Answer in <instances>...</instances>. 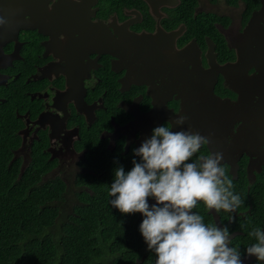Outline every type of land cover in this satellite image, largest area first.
Wrapping results in <instances>:
<instances>
[{"label": "flooded vegetation", "instance_id": "1", "mask_svg": "<svg viewBox=\"0 0 264 264\" xmlns=\"http://www.w3.org/2000/svg\"><path fill=\"white\" fill-rule=\"evenodd\" d=\"M0 16L1 171L20 180L43 163L39 184L65 185L63 211L70 191V214L86 206L96 182L111 206L114 169L186 113L173 130L211 135L198 155L222 151L244 201L193 211L229 227L243 264H264L246 253L264 231V0H0ZM143 219L112 260L156 264Z\"/></svg>", "mask_w": 264, "mask_h": 264}, {"label": "clouds", "instance_id": "2", "mask_svg": "<svg viewBox=\"0 0 264 264\" xmlns=\"http://www.w3.org/2000/svg\"><path fill=\"white\" fill-rule=\"evenodd\" d=\"M8 23L0 16V27ZM187 120L185 113L174 123L155 127L133 149L140 159L132 161V169H114L111 206L124 214H143L140 232L156 254V264H243L229 227L209 226L193 211L203 201L208 209L234 213L244 201L226 174L224 153L217 148L198 155L211 144V135L173 130ZM150 197L155 204H149ZM248 235L256 242L246 248L247 255L264 262V231L254 227Z\"/></svg>", "mask_w": 264, "mask_h": 264}, {"label": "trees", "instance_id": "3", "mask_svg": "<svg viewBox=\"0 0 264 264\" xmlns=\"http://www.w3.org/2000/svg\"><path fill=\"white\" fill-rule=\"evenodd\" d=\"M45 170L43 163L41 172L32 166L20 180L0 170V264L131 263L111 257L125 246V239L136 237L133 214L102 202L97 182L92 199L82 192L86 206L64 212L60 203L65 185L39 184ZM137 245L132 241L133 248Z\"/></svg>", "mask_w": 264, "mask_h": 264}, {"label": "rangeland", "instance_id": "4", "mask_svg": "<svg viewBox=\"0 0 264 264\" xmlns=\"http://www.w3.org/2000/svg\"><path fill=\"white\" fill-rule=\"evenodd\" d=\"M67 198H68V202H67V204H66V206H65V208H64V211H65V212L70 211L71 206H72V203H74V201H75V197H74V193H73V191H70V192L68 193Z\"/></svg>", "mask_w": 264, "mask_h": 264}]
</instances>
